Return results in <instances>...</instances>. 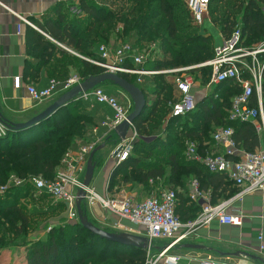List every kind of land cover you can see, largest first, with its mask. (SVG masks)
<instances>
[{"label":"trees","instance_id":"1","mask_svg":"<svg viewBox=\"0 0 264 264\" xmlns=\"http://www.w3.org/2000/svg\"><path fill=\"white\" fill-rule=\"evenodd\" d=\"M127 1L128 8L114 11L104 3L80 0L73 12L58 9L57 16L35 22L40 31L30 28L26 40L29 52L39 56L34 67L52 60L54 79L64 82L71 72L87 79L104 72L89 61L101 58L99 48L104 44L131 43L142 50L143 43H158L164 56L150 59L145 66L154 70L199 64L213 57L212 36L201 32L193 23L184 0ZM210 9L213 21L222 27L224 36H229L239 26L248 46L264 42V0H210ZM126 63L133 65L132 60ZM201 71L202 84H206L210 68ZM119 75L143 91L146 106L134 122L141 138L130 157L113 170L111 191L116 187L136 189L138 198L142 199L144 193L152 191L150 189H173L178 196L176 213L182 222L195 220L202 210L201 205L188 196L191 181L196 180L214 204L239 191L226 175L210 172L202 164L189 161L185 156V142L196 141L201 151L217 149L213 133L219 128L233 127L240 147L246 151L256 150L259 139L255 128L249 123L229 120L232 99L240 92V87L225 81L210 97H200L193 112L172 117L173 88L165 75L145 77L142 83L137 81V76ZM98 86L119 87L113 81ZM61 89L59 92L63 93ZM110 93L114 94V90ZM99 124L96 108H90L84 101H73L37 124L21 130L6 129L0 135V186L6 185L12 177L24 181L0 194V255L22 239L29 224L24 209L18 204L19 199L10 198L30 190L31 177L55 179L65 155L77 150L79 142L88 141L89 132ZM59 205L66 210L65 203ZM84 210L87 213L85 203ZM54 228L47 240L26 246V264H145L146 250L105 240L82 227L78 220H68Z\"/></svg>","mask_w":264,"mask_h":264},{"label":"built area","instance_id":"2","mask_svg":"<svg viewBox=\"0 0 264 264\" xmlns=\"http://www.w3.org/2000/svg\"><path fill=\"white\" fill-rule=\"evenodd\" d=\"M91 1L100 3V0ZM185 3L193 23L199 28L203 27L211 13L210 0H185ZM245 41L241 28L236 27L229 36H223L220 43L215 46L211 59L199 64L162 70L146 68V63L150 60L149 52L140 50L131 43L117 46L101 45L99 48L101 58L89 59L90 62L103 68L104 72L137 76L139 83H142L145 77L165 75L173 88V102L170 103L172 117H182L193 112L200 97H210L225 81H231L240 87V92L232 99L229 120L251 124L256 130L259 147L254 151L242 149L235 139L234 128L225 127L213 133L214 148L217 149L206 148L201 151L198 143L191 141L185 152L189 161L202 164L210 172L226 175L232 184L239 188L234 198L214 204L210 196L200 189L199 183L193 180L190 183L189 196L192 200L202 203V210L195 220L182 222L176 213L178 196L177 191L173 189H162L150 197L139 199L136 195L121 193L114 197L102 196L92 185L85 187L84 179H81L80 175L86 172L90 153L100 144L111 140L116 128L128 120L134 110V103L125 92H122L124 100L121 101L109 95L100 86L83 91L75 101L87 102L90 108H94L97 104L106 105L113 111V115L107 116L99 125L91 129L88 141L79 144L77 150L65 155L57 169L55 179L31 177L29 184L36 192L47 194L65 203L69 221L79 219L76 195L83 188L86 191L85 205L93 207L98 204L102 209L105 208L117 216L115 222H110L112 227L131 229L126 225L128 221L144 228L143 235L150 241V246L146 250L145 264H159L162 259L165 264H179L180 257L168 255V250L190 237L198 229L207 228L214 220H218L221 224L241 226L244 216L238 212H229L231 200L240 198L247 192L264 189V42L248 46ZM55 43L62 46L57 41ZM155 47L156 45L152 44L153 50ZM128 60H132V66L127 65ZM204 68H210L209 80L206 84H202L201 81L203 76L201 70ZM84 80L75 73L64 82L53 78L42 89L28 86V91L33 100L41 103L52 99L57 93L60 95V88L65 92ZM101 129H103L102 133ZM5 132L6 127L0 121V135ZM140 138L135 123H130L125 139L120 140L118 136L113 151L118 164L130 157L135 143ZM12 178V186H20L24 182L17 177ZM10 187V184L0 186V193L6 192ZM258 238L260 248L264 249V236L260 235ZM161 240L169 243L165 248L154 253V243ZM202 264L215 263L203 261Z\"/></svg>","mask_w":264,"mask_h":264},{"label":"crops","instance_id":"3","mask_svg":"<svg viewBox=\"0 0 264 264\" xmlns=\"http://www.w3.org/2000/svg\"><path fill=\"white\" fill-rule=\"evenodd\" d=\"M79 4L80 0H0V112L4 119L12 122L25 121L43 111L62 94L57 93L52 99L41 103L31 97L28 86L38 89L46 87L54 78L55 72L50 65L52 60L46 65L34 67L39 56L29 52L27 33L30 28L40 31L35 22H44L49 16H57L58 9L73 12ZM42 34L47 37L44 32ZM61 47L66 49L63 44ZM67 50L79 56L71 49ZM72 74L75 72H71ZM94 108L97 109L99 123L113 115V111L106 105L97 104ZM112 140L113 136L111 140L102 143L105 147L95 155L96 168L91 185L102 196L114 197L119 193H129L138 197L136 189L116 187L113 191L110 190L111 174L118 165L113 155L114 146H108ZM114 143L116 145L115 141ZM188 191L190 192V185ZM234 195L227 200L234 198ZM192 201L198 202L202 208L200 201ZM86 209L88 218L93 223L104 222L110 225V222L117 220L115 214L102 209L98 204L93 207L86 205ZM65 212L67 213L66 210ZM229 212L241 213L244 216L243 224L232 226L214 220L207 228L198 229L190 237L171 247L168 255L180 257L179 264H202L203 261L215 264H264V249L260 248L258 238L260 235L264 236V189L247 192L242 197L231 200ZM126 225L131 229L138 227L128 221ZM167 243L169 242L166 241L162 248L154 246V249L160 251ZM187 243L199 244L204 248H185ZM159 264H165L164 259Z\"/></svg>","mask_w":264,"mask_h":264},{"label":"rangeland","instance_id":"4","mask_svg":"<svg viewBox=\"0 0 264 264\" xmlns=\"http://www.w3.org/2000/svg\"><path fill=\"white\" fill-rule=\"evenodd\" d=\"M185 2V0H184ZM104 3L106 6H109L111 8H114V11H117L122 8H128L129 2L127 0H100V4ZM186 4V3H185ZM212 8V6H211ZM210 19V20H209ZM209 19H206V21L203 24V27H200L201 32L211 35L212 36V45L215 48V46L220 43L222 40L224 34L222 31V27L218 24H216L213 21V14L212 12L209 15ZM239 27V26H238ZM155 50L152 49V45L148 43H143L141 44V47L147 52H149V57L151 60H155L157 58H162L164 56V51L162 48L159 47V44H155ZM73 51V50H72ZM74 52V51H73ZM76 53V52H74ZM77 54V53H76ZM76 73V72H75ZM78 74V73H76ZM203 78V76H202ZM102 88L108 93H110V90H114L113 96L119 98L121 101H123L124 97L119 87H103ZM125 94V93H124ZM46 102V101H45ZM113 139L111 142H109V147L115 148V143L116 140H118V134L115 132L113 133ZM192 140H187L185 142V152L188 148L189 143ZM108 148V147H107ZM85 173L80 175L81 179H84ZM12 180L13 178H10L6 184H10L12 187ZM32 187V185H31ZM166 189V188H165ZM152 190V191H151ZM162 190V189H161ZM151 192H147L143 194V197H150L153 193H156L160 190L155 189H150ZM7 192V191H6ZM26 193L22 192L21 195L16 196L15 194L13 197H11V200H14L15 197L19 199V205L22 206V210L24 209L25 215L28 218L29 224H27L26 229L24 230L22 234V239L17 241L16 245H13L9 247L4 253H2L1 257V264H23L24 263V255L26 252V246L29 243H33L36 241H45L48 239L49 235L53 230L56 228L52 229V227L63 225L67 220V213L60 209V202L56 200L55 198L42 194L39 192H36L34 189H30L25 191ZM181 192L178 190V193ZM5 193V192H4ZM0 193V194H4ZM129 194V193H126ZM20 197V198H19ZM47 208H49V211H47ZM8 213V212H7ZM6 213V214H7ZM0 221H2L0 219ZM95 224V223H94ZM97 227H100L102 229H105L109 232H118V233H123V232H128V233H133V234H139L143 235L145 233L144 228L142 227H137V229H128V230H123V229H117L112 227L111 225H108L107 223H98L96 222L95 224ZM9 228V227H8ZM50 228V229H49ZM58 228V227H57ZM60 234V231L59 233ZM84 236V235H82ZM166 241H156L153 246L157 247H163ZM154 249V253H157L158 250ZM4 254V255H3Z\"/></svg>","mask_w":264,"mask_h":264},{"label":"water","instance_id":"5","mask_svg":"<svg viewBox=\"0 0 264 264\" xmlns=\"http://www.w3.org/2000/svg\"><path fill=\"white\" fill-rule=\"evenodd\" d=\"M113 81L116 85H118L125 93H127L134 103V110L129 115L128 120L121 123L117 128L116 132L119 136L120 140L125 139L128 129L130 127V123H134L135 120L141 115L145 106H146V97L143 91L134 83L128 81L126 78L120 76L119 74L112 72H103L98 75L90 76L80 84L72 87L71 89L63 92L55 102L49 105L40 113L32 116L31 118L22 121V122H12L8 119H4L0 112V121L6 127V129H14L21 130L27 127H30L34 124H37L48 117L52 116L55 112H57L60 108L71 104L75 101V98L82 93L83 91L90 90L98 85L106 82ZM105 147V144H101L97 146L89 155L86 172L84 176V186L89 187L94 177V171L96 168L95 155L98 151ZM117 154V152H116ZM115 154V155H116ZM77 200L76 207L78 211V222L85 229L89 230L95 235H98L105 240L116 242L128 246H133L137 248H142L147 250L150 246V241L145 235L133 234L128 232L118 233V232H109L105 229L97 227L93 222H91L88 218L86 211L84 210V203L86 198V191L82 188L77 192ZM185 248L191 249H203L204 246L195 244V243H187L184 245Z\"/></svg>","mask_w":264,"mask_h":264}]
</instances>
